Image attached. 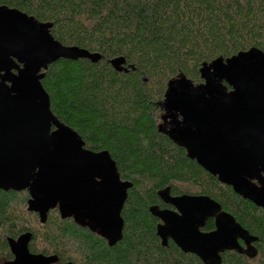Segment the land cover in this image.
<instances>
[{"label": "trees", "instance_id": "obj_1", "mask_svg": "<svg viewBox=\"0 0 264 264\" xmlns=\"http://www.w3.org/2000/svg\"><path fill=\"white\" fill-rule=\"evenodd\" d=\"M0 6L50 23V34L64 46L101 56L95 64L58 60L41 84L56 119L87 150L107 151L120 179L132 184L121 211L122 239L114 246L61 219L56 209L41 224L27 211L26 191L0 190V264L11 259L7 239L25 233L31 235L30 253L56 256L62 264H203L172 241L161 246L158 220L148 209L163 206L157 192L164 188L171 196L209 197L257 238L254 258L225 252L221 264H264V210L157 132L162 114L157 104L170 79L183 74L199 84L203 63L251 48L264 52V0H0ZM118 57L127 72L109 65ZM213 228L210 220L202 231Z\"/></svg>", "mask_w": 264, "mask_h": 264}, {"label": "water", "instance_id": "obj_2", "mask_svg": "<svg viewBox=\"0 0 264 264\" xmlns=\"http://www.w3.org/2000/svg\"><path fill=\"white\" fill-rule=\"evenodd\" d=\"M50 29V23L0 6V190L26 191L27 211L41 224L57 209L61 219H71L114 246L122 239L121 211L132 184L121 181L107 151L84 149L78 134L56 119L41 84L58 60L95 64L101 56L60 44ZM108 63L116 72H127L122 57ZM198 72L199 84L183 74L167 82L157 104L163 112L157 132L218 182L264 210V52L251 48L217 58ZM157 196L174 209H148L159 220L155 233L161 246L170 240L203 264H221L225 252L257 255V238L209 197H174L169 188ZM209 220L214 229L203 232ZM30 239L29 233L8 238L13 260L4 264L58 262L56 256L30 253Z\"/></svg>", "mask_w": 264, "mask_h": 264}, {"label": "flooded vegetation", "instance_id": "obj_3", "mask_svg": "<svg viewBox=\"0 0 264 264\" xmlns=\"http://www.w3.org/2000/svg\"><path fill=\"white\" fill-rule=\"evenodd\" d=\"M162 111V110H161ZM163 113V112H162ZM161 116H162V114H161ZM161 116H160V122L158 123V125L162 122L161 121ZM157 125V126H158ZM168 140H170L169 138H168ZM172 142V141H171ZM173 143V142H172ZM174 144V143H173ZM180 148V147H179ZM84 149H86L85 148V144H84ZM87 150V149H86ZM184 150V149H183ZM89 151V150H88ZM184 152H185V150H184ZM186 154V153H185ZM193 161V160H192ZM195 162V161H194ZM196 163V162H195ZM197 164V163H196ZM198 165V164H197ZM199 166V165H198ZM122 181V180H121ZM175 197V196H174ZM163 204V206H158L160 209H168V210H174L171 206H169V205H165L164 203H162ZM57 210V209H56ZM158 220V219H157ZM210 221V220H209ZM212 222H213V220H211ZM208 222V221H207ZM158 223H159V220H158ZM214 223V222H213ZM214 229V228H213ZM212 229V230H213ZM211 230V231H212ZM203 232H205V231H203ZM208 232H210V231H208ZM170 241V240H169ZM239 243H240V245H242L243 246V243L241 242V241H239ZM11 260H13V256L11 255V259L10 260H7L6 262H8V261H11ZM4 264V263H3ZM56 264H59V262H57Z\"/></svg>", "mask_w": 264, "mask_h": 264}, {"label": "rangeland", "instance_id": "obj_4", "mask_svg": "<svg viewBox=\"0 0 264 264\" xmlns=\"http://www.w3.org/2000/svg\"><path fill=\"white\" fill-rule=\"evenodd\" d=\"M16 203V208L18 209V208H20V209H25V211H26V207L25 206H21L20 204H19V202H15ZM1 263V262H0Z\"/></svg>", "mask_w": 264, "mask_h": 264}]
</instances>
